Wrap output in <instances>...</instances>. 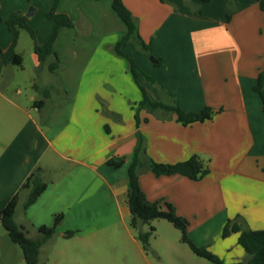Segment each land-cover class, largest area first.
I'll use <instances>...</instances> for the list:
<instances>
[{
  "label": "crops",
  "instance_id": "crops-1",
  "mask_svg": "<svg viewBox=\"0 0 264 264\" xmlns=\"http://www.w3.org/2000/svg\"><path fill=\"white\" fill-rule=\"evenodd\" d=\"M122 1L137 18L154 61L130 44L122 50L173 94L184 111L209 106L216 112L184 125L174 114L141 109L136 127L134 106L142 95L126 59L111 50L126 32L111 0H58L56 12L68 15L73 26L58 28L53 50L60 65L53 71L48 64L54 57L40 61L32 41L36 74H29L25 83L26 102L21 101L23 86L16 82L26 70L24 60L18 67L0 59V208L40 167L46 188L26 208L28 191H23L15 211L16 223L34 238L38 226H51L54 214L62 213L54 234L40 248V261L43 248L57 239L95 250L107 233L112 240L132 241L140 248L128 229L126 200L139 130L147 158L176 163L196 154L209 168L197 180L143 168L138 184L146 199L171 203L188 221L187 235L197 246L226 263L246 264L252 255L239 237L264 232V106L253 88L264 68V11L256 0H236L227 20L228 0ZM52 3L0 0V47L6 50L12 42L4 20L12 11L25 15L29 6L34 10L25 15L27 22L42 43L53 31L54 21L46 15ZM22 42L19 32L15 51L21 55ZM144 86L152 98H161L155 84ZM37 99L43 102L35 103ZM121 158L119 166L107 163ZM118 223L124 224L122 235ZM223 227L229 229L225 236ZM67 231L74 233L66 236ZM14 246L0 223V263L3 249L14 251Z\"/></svg>",
  "mask_w": 264,
  "mask_h": 264
},
{
  "label": "trees",
  "instance_id": "trees-1",
  "mask_svg": "<svg viewBox=\"0 0 264 264\" xmlns=\"http://www.w3.org/2000/svg\"><path fill=\"white\" fill-rule=\"evenodd\" d=\"M160 1L167 2L168 0ZM199 1L207 2L209 0ZM57 2L58 0H53L50 9L46 13L47 17L54 21V27L52 33L42 43L36 41L35 32L28 24L27 17L24 14H21L19 11H12L9 14L4 21L12 32V42L6 50H3L0 47V59L4 64L18 67L22 65V55L15 51V45L20 30H25L33 41V50L38 59L44 61L52 55L54 61L48 64V69L53 71L55 68L59 67V61L53 50V42L56 38L58 28L60 26L71 27L73 26V21L65 13L56 12ZM256 2L258 3L259 8L264 11V0H256ZM111 6L126 26V32L117 38L112 45L111 50L115 55L126 59L128 71L139 87L142 95L140 100L137 101L134 106V120L136 127H138L140 122L139 111L141 109H145L148 112L160 111L164 115L174 114L175 119L184 125L211 118L216 110L209 106H205L199 111H184L181 109L176 103L174 95L169 93L165 87L156 83L152 77L136 65L133 57L122 50L123 46L130 44L136 51L147 56L151 55L149 43L145 42L140 35L137 18L131 13L124 2L122 0H111ZM236 6V0L227 1V20L231 19ZM155 62L161 64V60L158 58H156ZM140 77H143L142 81H140ZM144 82L155 84L161 98H152L147 88L144 86ZM253 88L258 93L264 106V68L258 72ZM34 102L42 103L43 101L42 99H37ZM102 112L107 116L114 118L112 112L106 109H103ZM104 129L108 132L106 124L104 125ZM122 161L123 158L118 161L108 159L107 163L119 166ZM143 168L150 169L156 175L178 173L194 180L200 179L209 171L208 166L205 165L196 154L191 155L184 161L176 163H160L147 158L143 145V137L140 131L137 130L134 155L127 172L129 187L126 194V200L129 209V225L136 228L140 224H149L148 230L139 231L137 234L143 248H146L148 239L154 231V226L150 225V221L156 218H164L171 222L173 226L180 231L181 241L186 243L194 254L207 259L212 264H242L241 262L226 263L213 252L204 247L197 246L187 235L188 221L175 212L171 203L167 201L162 202L161 200H147L144 192L138 184V174ZM40 171V167H35L22 182L18 191L11 196L3 207L0 208V223L6 230L9 240L20 247L25 264H45L39 259L40 248L42 244L54 234L55 226L62 218V213L54 214L53 224L51 226H38L37 231L39 235L35 238L30 237L24 227L17 224L15 221V211L19 191L23 189L28 190V195L23 203V208H26L32 204L46 188L47 183L41 178ZM73 233V231H67L65 234L66 236H71ZM228 233L229 229L223 227L222 235L225 236ZM238 242L242 244L247 253L252 255L246 264H264V232L244 233L239 237Z\"/></svg>",
  "mask_w": 264,
  "mask_h": 264
},
{
  "label": "rangeland",
  "instance_id": "rangeland-1",
  "mask_svg": "<svg viewBox=\"0 0 264 264\" xmlns=\"http://www.w3.org/2000/svg\"><path fill=\"white\" fill-rule=\"evenodd\" d=\"M20 32L23 38V42L20 43V50H22L26 70L25 72H19L21 76L16 77V82L23 86L21 101L26 102L29 100V88L27 87L26 90L25 83H27L29 74L35 76L36 70L32 68V58L30 57L32 39L25 30ZM33 95L36 98L40 96L36 93H33ZM23 191L28 190L19 191L20 196L23 195ZM150 225L154 226V231L148 239L146 248H143L140 240L138 242L147 256L140 252L139 246H136L134 242L121 239L112 240L105 233V235H101V243L95 250L76 247L73 246L72 242L57 239L53 240L48 247L43 248L40 258L45 264H212L207 259L194 254L188 245L181 241L180 231L168 220L156 218L150 221ZM123 227L124 224H117V230L121 232V235L124 231ZM128 229L138 239V232L148 230L149 224H140L138 227L133 228L128 221ZM14 245V251L12 249L8 252L7 248L3 249L4 255L0 264H25L20 247L17 244ZM155 251L160 254L162 263L156 259Z\"/></svg>",
  "mask_w": 264,
  "mask_h": 264
},
{
  "label": "water",
  "instance_id": "water-1",
  "mask_svg": "<svg viewBox=\"0 0 264 264\" xmlns=\"http://www.w3.org/2000/svg\"><path fill=\"white\" fill-rule=\"evenodd\" d=\"M33 10H34V8H33L32 6H30V7L28 8V10L26 11L25 15H26V16H30V15L32 14ZM149 59L152 60V61H154V58H153L152 55H149Z\"/></svg>",
  "mask_w": 264,
  "mask_h": 264
}]
</instances>
